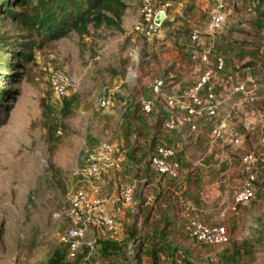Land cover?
<instances>
[{"label":"rangeland","instance_id":"obj_1","mask_svg":"<svg viewBox=\"0 0 264 264\" xmlns=\"http://www.w3.org/2000/svg\"><path fill=\"white\" fill-rule=\"evenodd\" d=\"M18 1L4 8L16 18L0 12V264H79L85 258L91 264H264V171L256 198L237 212H226L227 203L218 215L213 199L200 203L206 212L197 221L223 226L229 234L227 244L206 246L184 233L182 178L150 168L157 145L177 149L180 165L187 147L199 153L223 148L226 160L201 156L197 167L234 168L229 182L234 191L241 186V158L264 136V0H256L251 11L253 0H226V20L212 34L207 24L214 0H172L169 20L152 39L132 32L139 0H123L118 29L88 25L81 35L69 31L57 40L34 18L53 0ZM204 53L203 63L198 58ZM54 71L72 79L66 97L51 89ZM205 73L212 90L195 91ZM155 82L162 83L158 91ZM223 86L235 98L234 108L218 99ZM239 86L244 90L236 92ZM192 94L211 97L218 105L216 116L208 117ZM105 96L112 104L101 109L98 101ZM170 99L177 105L171 107ZM169 113L182 121L173 131L162 128ZM227 114L223 138L212 139V129ZM105 143L114 146L120 168L107 167L87 178L89 156ZM128 184L135 191L125 209L129 213L119 218L121 234L111 238L91 227L76 259H68L60 237L68 228L71 196L85 190L114 200Z\"/></svg>","mask_w":264,"mask_h":264},{"label":"built area","instance_id":"obj_2","mask_svg":"<svg viewBox=\"0 0 264 264\" xmlns=\"http://www.w3.org/2000/svg\"><path fill=\"white\" fill-rule=\"evenodd\" d=\"M140 9L138 17L135 20L132 32L135 36L152 39L158 37L169 20L173 7L172 0H139ZM258 5V1L253 0L251 6L247 9L251 11ZM228 3L226 0H214V8L210 14L207 24V30L210 34L217 32L223 26L226 20V11ZM159 13L163 14V19L159 24L155 23V19ZM198 34L194 32L191 39L198 41ZM196 55L193 59H197ZM208 55L204 53L198 60L203 63L207 61ZM222 62L218 61L220 68ZM210 80L209 73H205L195 89L199 91L206 88L211 91L212 87L208 85ZM50 86L53 93L58 97H66L71 90L72 79L64 72L54 71L50 76ZM162 83L155 82L153 89L158 91L161 89ZM244 87L235 88L236 92L243 91ZM195 105L201 107L202 111L208 117H214L218 111V105L213 102L211 97L198 99L194 94L191 96ZM112 104L111 97L105 96L99 99L98 106L101 109H108ZM169 105L174 107L177 102L170 99ZM149 105L145 109H149ZM191 114L193 110L189 111ZM230 114L225 115L211 131V137L214 140L223 138L227 130ZM182 124L180 118L174 113H169L164 119L162 128L165 131H173ZM192 129H194L192 127ZM233 144L238 145L239 140L234 139ZM114 146L108 143L99 147L94 154L90 155L87 160V167L84 171L87 178L96 177L107 167L115 166L120 168L121 159H114ZM178 151L175 148H167L157 145L150 157V168L160 176H166L170 179L177 180L180 177V162L178 160ZM241 173L243 180L240 188L234 193L231 201L228 203L225 211L230 213L237 212L238 208L251 203L257 195V181L261 173L264 171V136L259 139L258 147L244 155L241 158ZM91 185L90 182H87ZM92 193H96V189H91ZM135 191L134 184L125 185L120 191L118 197L110 201L105 198H96L90 195L88 191L82 190L74 193L70 198V207L67 213L68 228L60 237V242L65 245L68 252V259H76L81 247V241L85 237L91 227L99 230L103 236L118 237L122 232V223L119 216L128 208L133 199ZM152 199H148L146 203H150ZM184 233L194 242L206 246H222L228 243L229 234L223 226H208L195 219L189 218L183 226ZM88 247L92 249L93 243H88ZM79 264H91L88 258H85Z\"/></svg>","mask_w":264,"mask_h":264},{"label":"crops","instance_id":"obj_3","mask_svg":"<svg viewBox=\"0 0 264 264\" xmlns=\"http://www.w3.org/2000/svg\"><path fill=\"white\" fill-rule=\"evenodd\" d=\"M249 60L250 59L247 55L245 57V62H249ZM224 88L225 87L223 86L222 92L225 91ZM230 95H232L230 89L222 94H217L218 99L222 102V104L226 105V108L227 106L230 108H234L237 104L235 98ZM219 149L208 147L204 150L203 153H199L195 146H191L187 147L185 151H183L180 165V177L182 178V181L179 187V215L181 217H184L186 219L192 218L195 220L201 219V214L205 213L206 210L205 207H200L199 205L200 203L206 204L207 199H213L215 201V204L217 205V214L223 215V213H220V211L218 210L219 206L222 207L224 204H227L231 201L236 191H234V185L229 181L231 179V176L233 177L235 169H224V167L222 169L220 167L203 169L201 166L197 167V164L202 159L201 156H219L220 161L226 160L225 156L227 154L222 150L223 148L220 150ZM170 191L173 192V189H170ZM102 198L107 199L106 197ZM109 200L112 201L113 199ZM173 204H175V202ZM169 206L172 209V206ZM172 212L177 213V211L171 210L169 214H172ZM128 213L129 211L124 210L119 218H123V214L126 215Z\"/></svg>","mask_w":264,"mask_h":264},{"label":"trees","instance_id":"obj_4","mask_svg":"<svg viewBox=\"0 0 264 264\" xmlns=\"http://www.w3.org/2000/svg\"><path fill=\"white\" fill-rule=\"evenodd\" d=\"M18 0H0V12L9 18L17 15L5 10L18 6ZM126 9L123 0H53L50 8L34 15L39 27L53 40L64 37L69 31L83 34L88 25L97 28H119L118 16ZM32 24V23H30Z\"/></svg>","mask_w":264,"mask_h":264},{"label":"water","instance_id":"obj_5","mask_svg":"<svg viewBox=\"0 0 264 264\" xmlns=\"http://www.w3.org/2000/svg\"><path fill=\"white\" fill-rule=\"evenodd\" d=\"M163 19V14L159 13L155 19V23L159 24L161 20Z\"/></svg>","mask_w":264,"mask_h":264}]
</instances>
